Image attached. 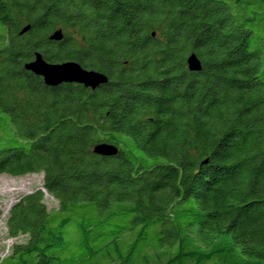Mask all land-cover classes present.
<instances>
[{
	"label": "trees",
	"instance_id": "trees-1",
	"mask_svg": "<svg viewBox=\"0 0 264 264\" xmlns=\"http://www.w3.org/2000/svg\"><path fill=\"white\" fill-rule=\"evenodd\" d=\"M31 173L0 264H264V0H0V175Z\"/></svg>",
	"mask_w": 264,
	"mask_h": 264
},
{
	"label": "water",
	"instance_id": "water-1",
	"mask_svg": "<svg viewBox=\"0 0 264 264\" xmlns=\"http://www.w3.org/2000/svg\"><path fill=\"white\" fill-rule=\"evenodd\" d=\"M28 30L29 27L25 28L22 33ZM63 37L62 31L58 30L52 34L51 40L61 41ZM187 65L192 72H198L202 69V62L194 53L188 57ZM25 69L36 76L42 77L45 85L49 87H57L61 84H79L95 90L108 82L106 75L84 69L76 62L48 63L40 53H36L34 60L25 64ZM94 152L101 156H115L117 148L113 145L102 143L94 148Z\"/></svg>",
	"mask_w": 264,
	"mask_h": 264
},
{
	"label": "rangeland",
	"instance_id": "rangeland-1",
	"mask_svg": "<svg viewBox=\"0 0 264 264\" xmlns=\"http://www.w3.org/2000/svg\"><path fill=\"white\" fill-rule=\"evenodd\" d=\"M44 183V175L42 173H31L23 176H11L8 174L0 175V260L11 255L12 246L15 242L23 240V237L12 239L8 236L5 215L8 209L22 196L41 189ZM45 203L49 209L57 208V202L49 194H46Z\"/></svg>",
	"mask_w": 264,
	"mask_h": 264
},
{
	"label": "bare ground",
	"instance_id": "bare-ground-1",
	"mask_svg": "<svg viewBox=\"0 0 264 264\" xmlns=\"http://www.w3.org/2000/svg\"><path fill=\"white\" fill-rule=\"evenodd\" d=\"M34 58H35V57H34ZM44 84H45V83H44ZM105 84H106V83H105ZM102 85H104V84H102ZM102 85H101V86H102ZM101 86H99V87H101ZM99 87H98V88H99ZM98 88H97V89H98ZM95 90H96V89H95ZM93 91H94V89H93ZM9 211H10V208L8 209V211H7V213H6L5 215H7Z\"/></svg>",
	"mask_w": 264,
	"mask_h": 264
}]
</instances>
